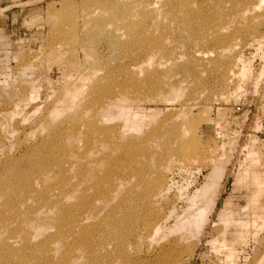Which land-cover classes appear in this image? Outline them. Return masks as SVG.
<instances>
[{"label": "rangeland", "instance_id": "374dc122", "mask_svg": "<svg viewBox=\"0 0 264 264\" xmlns=\"http://www.w3.org/2000/svg\"><path fill=\"white\" fill-rule=\"evenodd\" d=\"M0 264H264V0H0Z\"/></svg>", "mask_w": 264, "mask_h": 264}, {"label": "bare ground", "instance_id": "6f19581e", "mask_svg": "<svg viewBox=\"0 0 264 264\" xmlns=\"http://www.w3.org/2000/svg\"><path fill=\"white\" fill-rule=\"evenodd\" d=\"M210 210V205H204V207L202 208L201 212H203V214L201 215V218L204 219L205 218V215L209 212ZM200 213V212H199ZM186 215V214H185ZM184 215V216H185ZM183 217V216H182ZM186 217V216H185ZM181 219V218H180ZM191 219V216L188 218H183L181 219L182 222H181V225L184 224V222H186L187 220Z\"/></svg>", "mask_w": 264, "mask_h": 264}]
</instances>
